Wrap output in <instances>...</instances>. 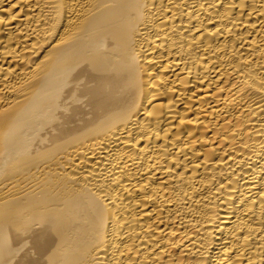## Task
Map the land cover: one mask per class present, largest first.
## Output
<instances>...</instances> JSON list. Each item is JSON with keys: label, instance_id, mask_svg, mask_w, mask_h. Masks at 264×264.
<instances>
[{"label": "bare ground", "instance_id": "bare-ground-1", "mask_svg": "<svg viewBox=\"0 0 264 264\" xmlns=\"http://www.w3.org/2000/svg\"><path fill=\"white\" fill-rule=\"evenodd\" d=\"M0 264H264V0H0Z\"/></svg>", "mask_w": 264, "mask_h": 264}]
</instances>
